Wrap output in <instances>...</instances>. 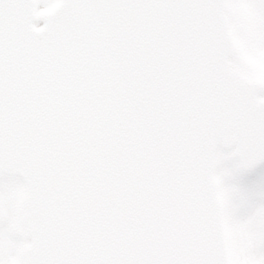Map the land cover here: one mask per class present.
<instances>
[{"label": "snow or ice", "instance_id": "1", "mask_svg": "<svg viewBox=\"0 0 264 264\" xmlns=\"http://www.w3.org/2000/svg\"><path fill=\"white\" fill-rule=\"evenodd\" d=\"M0 264H264V0H0Z\"/></svg>", "mask_w": 264, "mask_h": 264}]
</instances>
